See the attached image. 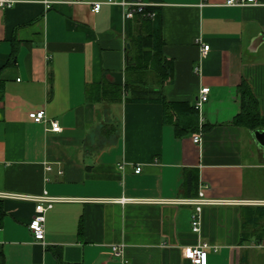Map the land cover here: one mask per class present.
Here are the masks:
<instances>
[{
  "label": "crops",
  "instance_id": "obj_1",
  "mask_svg": "<svg viewBox=\"0 0 264 264\" xmlns=\"http://www.w3.org/2000/svg\"><path fill=\"white\" fill-rule=\"evenodd\" d=\"M141 1L159 12L169 78L146 62L152 21L126 18L118 5L0 8L4 264H121L113 245L130 264H194L181 250L202 243L207 264H264V146L255 137L264 125L235 123L242 82L264 118V0ZM202 86L196 128L178 136L175 123ZM38 109L46 122L28 116ZM202 187L215 202L202 205L196 233L195 206L183 200ZM44 191L56 201L40 242L28 224Z\"/></svg>",
  "mask_w": 264,
  "mask_h": 264
},
{
  "label": "built area",
  "instance_id": "obj_2",
  "mask_svg": "<svg viewBox=\"0 0 264 264\" xmlns=\"http://www.w3.org/2000/svg\"><path fill=\"white\" fill-rule=\"evenodd\" d=\"M17 0H0V8H9L15 4ZM72 3H86L91 7L93 12H98L101 8L102 4H109V5H118L125 9L124 16L126 18H132L135 14H140L142 16L153 17L154 12L147 13L145 11V7L148 5L141 0H105L103 2H83L82 0H71ZM226 5L231 6H243V5H260L263 4L259 0H226ZM45 8L50 7L49 1H44ZM209 49L208 44L202 45L200 52L201 56L204 57ZM199 69L198 67H194V71L197 72ZM209 87L202 86L196 97L194 102V108L198 111L200 110L203 103H205L208 99ZM28 116L37 123L46 122L47 118L45 115L44 109H38L29 112ZM50 129L52 131H60L61 127L55 120H50ZM194 142H199L201 140L200 134H195L192 137ZM46 169H50V167H46ZM141 170L139 166L135 168V172L138 173ZM35 202L34 207V215L32 216L28 228L31 231L33 237L40 241H44L45 237V212L52 207V204L56 201L55 198L50 197L44 191L42 195L36 196L32 198ZM183 202L193 204L195 206L194 211L190 216V224L191 229L193 232H200V219H201V209L202 205L209 204L215 202L213 200L207 199L204 197V189L199 188L198 196L191 199H184ZM206 244L202 243L201 245L195 247H183L181 250L182 256L184 258L189 259L194 264H207V253L205 250ZM112 254L118 258L121 264H130L128 260L124 258L123 246L122 245H113L111 247Z\"/></svg>",
  "mask_w": 264,
  "mask_h": 264
},
{
  "label": "trees",
  "instance_id": "obj_3",
  "mask_svg": "<svg viewBox=\"0 0 264 264\" xmlns=\"http://www.w3.org/2000/svg\"><path fill=\"white\" fill-rule=\"evenodd\" d=\"M145 11L147 13L154 12V16L152 18L137 14L142 20L152 21V31L149 33V40L151 42L152 54L150 55L148 61L146 59V62L149 63V65L157 75L160 74L161 78H163L164 76L169 78V76L172 73V66L170 62L164 59L161 54L162 37H161V21H160L159 12H157V10L151 6L145 7ZM135 64L139 66V62L136 61ZM144 65L146 64L144 63ZM239 92L241 94V111L236 116L235 123L240 126H244L251 129H257L263 126L264 118L260 116L257 100L251 93L249 86L246 83L242 82V84L239 86ZM159 100H161L164 108L165 106L169 105V103H166V101L163 98H159ZM187 109H188L186 111L187 116L186 119L184 120V123L181 120L180 122L177 121L175 123V132L178 136H182L185 133H187L188 130L196 128L195 125L196 111L194 105L192 107L190 106L188 107L187 105ZM165 120H166V116L164 112V121ZM185 123H187L188 125L186 126ZM2 217H3V209L0 202V223ZM0 264H4V256L2 254H0Z\"/></svg>",
  "mask_w": 264,
  "mask_h": 264
},
{
  "label": "water",
  "instance_id": "obj_4",
  "mask_svg": "<svg viewBox=\"0 0 264 264\" xmlns=\"http://www.w3.org/2000/svg\"><path fill=\"white\" fill-rule=\"evenodd\" d=\"M128 46V45H127ZM255 137L264 146V131H255Z\"/></svg>",
  "mask_w": 264,
  "mask_h": 264
}]
</instances>
